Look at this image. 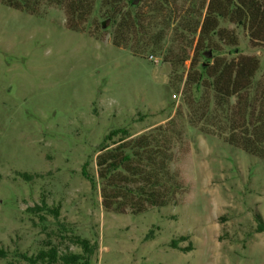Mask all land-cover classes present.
Masks as SVG:
<instances>
[{
  "label": "rangeland",
  "instance_id": "1",
  "mask_svg": "<svg viewBox=\"0 0 264 264\" xmlns=\"http://www.w3.org/2000/svg\"><path fill=\"white\" fill-rule=\"evenodd\" d=\"M101 35L70 29L60 7L32 13L0 0V264H29L19 254H36L51 231L59 241V223L98 242L91 264H264V160L192 127L161 57ZM240 38L264 62V47ZM173 117L183 122L177 204L107 213L85 165L96 172L112 130L139 134ZM43 200L60 207L58 218L28 211ZM67 244L81 251L68 239L62 251Z\"/></svg>",
  "mask_w": 264,
  "mask_h": 264
},
{
  "label": "trees",
  "instance_id": "2",
  "mask_svg": "<svg viewBox=\"0 0 264 264\" xmlns=\"http://www.w3.org/2000/svg\"><path fill=\"white\" fill-rule=\"evenodd\" d=\"M1 2L32 13L60 7L72 30L96 38L107 30L114 45L152 60L161 57L170 65L168 83L182 96L186 121L201 133L216 135L264 160V62L258 55L244 54L240 38L241 33L253 49L264 47V0ZM176 117L139 134L122 128L106 135L95 157L96 172L86 164L83 175L101 196L107 213L138 214L177 204L184 185L172 168L183 131V122ZM28 211L38 213L42 223L43 212L60 215V207H49L45 200ZM59 224V241H53L51 231L36 254L19 257L29 264H91L98 242ZM257 232H264L263 222ZM66 239L81 251L68 244L62 251ZM0 257H7L3 248Z\"/></svg>",
  "mask_w": 264,
  "mask_h": 264
},
{
  "label": "water",
  "instance_id": "3",
  "mask_svg": "<svg viewBox=\"0 0 264 264\" xmlns=\"http://www.w3.org/2000/svg\"><path fill=\"white\" fill-rule=\"evenodd\" d=\"M106 21H104L103 25L105 26Z\"/></svg>",
  "mask_w": 264,
  "mask_h": 264
},
{
  "label": "built area",
  "instance_id": "4",
  "mask_svg": "<svg viewBox=\"0 0 264 264\" xmlns=\"http://www.w3.org/2000/svg\"><path fill=\"white\" fill-rule=\"evenodd\" d=\"M154 60H158L157 58H154Z\"/></svg>",
  "mask_w": 264,
  "mask_h": 264
}]
</instances>
